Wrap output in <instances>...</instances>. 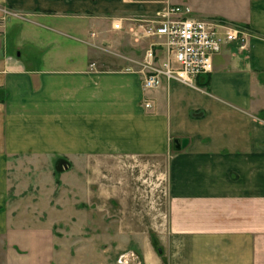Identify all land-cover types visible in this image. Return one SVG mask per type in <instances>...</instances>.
<instances>
[{
  "label": "crops",
  "instance_id": "crops-1",
  "mask_svg": "<svg viewBox=\"0 0 264 264\" xmlns=\"http://www.w3.org/2000/svg\"><path fill=\"white\" fill-rule=\"evenodd\" d=\"M171 5L250 36L194 85L164 78L148 91L142 63L157 40L132 28ZM125 159L159 166L168 197L164 225L155 199L151 227L135 218L115 233L144 241L130 263L264 264V0H0V238H97L91 210L100 196L123 204L109 175ZM70 214L72 233H53Z\"/></svg>",
  "mask_w": 264,
  "mask_h": 264
},
{
  "label": "rangeland",
  "instance_id": "rangeland-1",
  "mask_svg": "<svg viewBox=\"0 0 264 264\" xmlns=\"http://www.w3.org/2000/svg\"><path fill=\"white\" fill-rule=\"evenodd\" d=\"M6 12L9 13L10 11L7 10ZM142 19L158 20V17H140L137 20ZM64 163H67V168L71 165L68 159ZM114 164L123 167L119 168L117 173L109 175L116 177L117 181H121L118 190L123 195V204L121 203L122 200L113 204L110 201L111 196L108 198L106 196L98 197V203L95 209L91 210L90 215L93 225L90 233H98L97 238L79 240L73 237L63 240L56 239L54 243L46 239L11 241L0 238V264H132L129 262V256L135 252L136 255H139L140 243L144 241L129 239L124 236L116 238L117 234L115 235V233H128L127 229L131 227V223L135 224L133 221L135 218L140 219L139 224H136L139 227L145 228L148 225L151 227L155 221L153 211L155 199H157V227L161 223L164 225L168 202L166 179L162 175L161 168H158L159 166L157 167V175L155 174L151 165L152 162L141 159H125L124 162ZM101 171L105 172L104 169ZM99 177L105 179V174L100 172ZM69 209L71 212V208ZM73 218L74 215L70 214L67 219L59 224L56 223L53 233H58L63 225L71 229ZM32 223L42 229L47 226V223L39 224L37 221ZM68 233H72V229ZM109 233L116 239L104 238ZM12 242L16 244L17 251L12 249L14 247ZM153 242L159 250L162 245L161 242L159 240Z\"/></svg>",
  "mask_w": 264,
  "mask_h": 264
},
{
  "label": "built area",
  "instance_id": "built-area-1",
  "mask_svg": "<svg viewBox=\"0 0 264 264\" xmlns=\"http://www.w3.org/2000/svg\"><path fill=\"white\" fill-rule=\"evenodd\" d=\"M157 17L138 20V27L132 28L138 40H157L147 50L143 63V86L148 91L160 87L164 78L194 85L198 76L214 71V56L225 45L236 43L244 48L250 36L245 26L218 18H196L183 6H168ZM114 28H122L121 23L114 22ZM156 48L165 52L162 61L156 58ZM145 106L151 107V103Z\"/></svg>",
  "mask_w": 264,
  "mask_h": 264
},
{
  "label": "water",
  "instance_id": "water-1",
  "mask_svg": "<svg viewBox=\"0 0 264 264\" xmlns=\"http://www.w3.org/2000/svg\"><path fill=\"white\" fill-rule=\"evenodd\" d=\"M187 142H188L187 139H184L182 141V143L179 140H176V142H175V149H180L182 146H186Z\"/></svg>",
  "mask_w": 264,
  "mask_h": 264
},
{
  "label": "trees",
  "instance_id": "trees-1",
  "mask_svg": "<svg viewBox=\"0 0 264 264\" xmlns=\"http://www.w3.org/2000/svg\"><path fill=\"white\" fill-rule=\"evenodd\" d=\"M241 25V24H240ZM242 26H245V25H242ZM246 27V26H245ZM57 171V173H60V170H56ZM58 175V174H57Z\"/></svg>",
  "mask_w": 264,
  "mask_h": 264
},
{
  "label": "flooded vegetation",
  "instance_id": "flooded-vegetation-1",
  "mask_svg": "<svg viewBox=\"0 0 264 264\" xmlns=\"http://www.w3.org/2000/svg\"><path fill=\"white\" fill-rule=\"evenodd\" d=\"M131 258H133V259H134L135 257H134V256H131Z\"/></svg>",
  "mask_w": 264,
  "mask_h": 264
}]
</instances>
